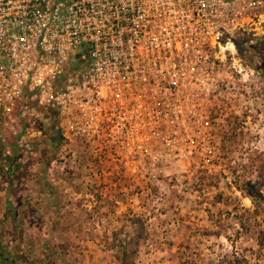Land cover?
I'll return each instance as SVG.
<instances>
[{
  "label": "rangeland",
  "instance_id": "374dc122",
  "mask_svg": "<svg viewBox=\"0 0 264 264\" xmlns=\"http://www.w3.org/2000/svg\"><path fill=\"white\" fill-rule=\"evenodd\" d=\"M232 39L208 162L130 175L57 136L51 110L17 134L0 118V264H264V16Z\"/></svg>",
  "mask_w": 264,
  "mask_h": 264
},
{
  "label": "built area",
  "instance_id": "2783aa9c",
  "mask_svg": "<svg viewBox=\"0 0 264 264\" xmlns=\"http://www.w3.org/2000/svg\"><path fill=\"white\" fill-rule=\"evenodd\" d=\"M263 16L264 0H0V118L17 134L51 110L57 136L130 175L208 162L226 50Z\"/></svg>",
  "mask_w": 264,
  "mask_h": 264
},
{
  "label": "trees",
  "instance_id": "16d2710c",
  "mask_svg": "<svg viewBox=\"0 0 264 264\" xmlns=\"http://www.w3.org/2000/svg\"><path fill=\"white\" fill-rule=\"evenodd\" d=\"M3 259H5V258H3Z\"/></svg>",
  "mask_w": 264,
  "mask_h": 264
}]
</instances>
